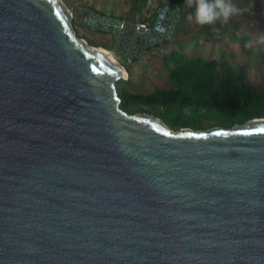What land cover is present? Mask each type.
Segmentation results:
<instances>
[{"label": "water", "instance_id": "1", "mask_svg": "<svg viewBox=\"0 0 264 264\" xmlns=\"http://www.w3.org/2000/svg\"><path fill=\"white\" fill-rule=\"evenodd\" d=\"M64 0H0V264H264V117L175 130L122 107L115 53L171 38ZM135 49V50H133Z\"/></svg>", "mask_w": 264, "mask_h": 264}, {"label": "trees", "instance_id": "2", "mask_svg": "<svg viewBox=\"0 0 264 264\" xmlns=\"http://www.w3.org/2000/svg\"><path fill=\"white\" fill-rule=\"evenodd\" d=\"M178 5L182 9L181 0L169 3L173 10ZM245 44L242 41L243 50ZM159 62L168 70L170 85L133 92L131 97L134 102L154 110L164 108L171 112L172 116L165 122L172 128H197L205 121L232 126L264 116V88L258 89L248 81L249 65L240 62L233 51L224 50L218 58L207 59L172 48L159 57ZM124 103L122 97L121 105L127 109ZM146 110L149 109L142 106L140 111Z\"/></svg>", "mask_w": 264, "mask_h": 264}, {"label": "rangeland", "instance_id": "3", "mask_svg": "<svg viewBox=\"0 0 264 264\" xmlns=\"http://www.w3.org/2000/svg\"><path fill=\"white\" fill-rule=\"evenodd\" d=\"M65 3L71 9L76 6L81 7H90L92 10L100 12L101 14L119 18L123 20L136 21H148L151 18V15L160 13V7L169 4V0H64ZM261 1V2H260ZM243 6L239 12H242V9L248 13V16L244 17V21L248 22L247 27V37H248V53L239 52L240 58L249 63V71L247 75L248 81L257 87L258 89L264 88V61L262 56L264 55V0H258L254 3L252 7H248L245 3L241 4ZM72 24L76 32L84 37L88 42L93 45L103 47L112 52L111 56L114 57L121 65L124 67L127 66L128 58L120 57L115 53L117 43L114 38L111 36V31L102 29L101 27H96L88 22H82L75 18H72ZM177 26V25H176ZM175 31V30H174ZM167 31L165 32L166 35ZM164 35V37H165ZM163 37V38H164ZM163 40V39H162ZM238 43L235 48H241ZM217 51V53H216ZM242 51V50H239ZM219 50H215L217 55ZM159 61V60H158ZM158 66V65H157ZM156 66V67H157ZM149 64L147 62H142L138 65V68L143 69L139 73V77L135 78L134 82L128 81L121 78L117 81L118 91L121 93L122 97L125 98L124 105L129 111H140L142 106L149 109L148 111L156 113L164 121L168 120L172 116L166 109L160 108L154 110L147 105H141L137 102H134L131 97V93L135 91L138 92H147L153 90L155 86H168L170 85V80L168 77V70H155L153 78L146 71L149 70ZM162 68V66H161ZM153 78V79H151ZM156 80V81H155ZM147 111V110H146ZM173 112V110H172ZM264 117V116H262ZM218 124L213 121H205L201 127L194 129H209ZM188 127V126H181ZM193 129V127H190ZM177 130L178 128H174Z\"/></svg>", "mask_w": 264, "mask_h": 264}, {"label": "crops", "instance_id": "4", "mask_svg": "<svg viewBox=\"0 0 264 264\" xmlns=\"http://www.w3.org/2000/svg\"><path fill=\"white\" fill-rule=\"evenodd\" d=\"M170 1L171 0L168 2L170 3ZM256 2H258V0H232V3L237 8H242L243 6L240 5L243 3L251 8ZM181 3L182 9L172 37H164L161 42H157L152 46L146 45L143 49L138 48L134 53L133 58L131 60L127 59V66L124 67L126 70V77H124V79L134 82V79L138 78V74L143 70L138 68V65L142 62H147L149 64V70L146 72L153 78L155 77L154 71L156 69L166 71L167 69H165L158 60L159 57L168 53L172 48H176L178 51L188 56L202 55L207 59H216L224 50H229L235 53L240 62L250 65L243 61L239 55V52L243 54L248 53V31H246L248 27L246 24L248 22L244 21L243 17L248 16V13L244 11V9H242V12H239L237 15L229 19L227 23L217 21L211 25H199L193 18H190L193 14L194 7L189 8L186 4V0H181ZM165 7L171 8L169 4H166ZM159 14V12L156 15L152 14L151 18H158ZM111 34L114 38V33L112 31ZM114 40L117 43L115 38ZM242 41L246 42V49L243 50L242 47L240 49L235 48L238 43L242 46ZM132 48L133 46H128L126 53L129 54ZM215 50H219L217 55L215 54ZM132 91L138 92L135 90Z\"/></svg>", "mask_w": 264, "mask_h": 264}, {"label": "clouds", "instance_id": "5", "mask_svg": "<svg viewBox=\"0 0 264 264\" xmlns=\"http://www.w3.org/2000/svg\"><path fill=\"white\" fill-rule=\"evenodd\" d=\"M189 8L194 7L193 18L199 25H211L217 21L227 23L240 11L232 0H186Z\"/></svg>", "mask_w": 264, "mask_h": 264}, {"label": "built area", "instance_id": "6", "mask_svg": "<svg viewBox=\"0 0 264 264\" xmlns=\"http://www.w3.org/2000/svg\"><path fill=\"white\" fill-rule=\"evenodd\" d=\"M126 20H123L122 19V24H121V28H123L124 27V22H125ZM135 23V29L136 30H140V29H142V28H146L148 25H149V22L148 21H136V22H134ZM129 55V56H128ZM128 57V60H131L132 58H133V56H131L130 54H127V56H126V58Z\"/></svg>", "mask_w": 264, "mask_h": 264}, {"label": "bare ground", "instance_id": "7", "mask_svg": "<svg viewBox=\"0 0 264 264\" xmlns=\"http://www.w3.org/2000/svg\"><path fill=\"white\" fill-rule=\"evenodd\" d=\"M101 49H103L104 51H106V52H108L109 54L111 53L112 54V52L111 51H109V50H107V49H105V48H103V47H100ZM110 54V55H111ZM114 58V57H113ZM124 77H126V72H125V75H124Z\"/></svg>", "mask_w": 264, "mask_h": 264}, {"label": "flooded vegetation", "instance_id": "8", "mask_svg": "<svg viewBox=\"0 0 264 264\" xmlns=\"http://www.w3.org/2000/svg\"><path fill=\"white\" fill-rule=\"evenodd\" d=\"M169 125V124H168Z\"/></svg>", "mask_w": 264, "mask_h": 264}]
</instances>
